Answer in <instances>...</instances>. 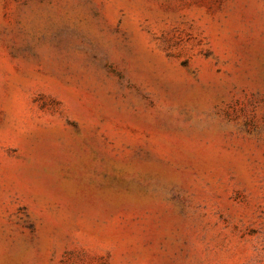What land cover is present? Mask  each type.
I'll return each mask as SVG.
<instances>
[{
  "label": "rangeland",
  "instance_id": "obj_1",
  "mask_svg": "<svg viewBox=\"0 0 264 264\" xmlns=\"http://www.w3.org/2000/svg\"><path fill=\"white\" fill-rule=\"evenodd\" d=\"M0 264H264V0H0Z\"/></svg>",
  "mask_w": 264,
  "mask_h": 264
}]
</instances>
